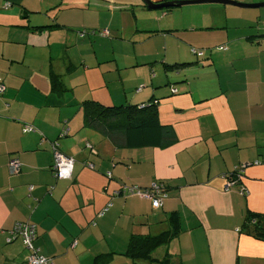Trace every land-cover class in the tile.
<instances>
[{"label": "crops", "instance_id": "0c3cea01", "mask_svg": "<svg viewBox=\"0 0 264 264\" xmlns=\"http://www.w3.org/2000/svg\"><path fill=\"white\" fill-rule=\"evenodd\" d=\"M261 20L263 10L218 3L0 0V264H29L21 238L6 241L22 220L35 223L33 245L53 264H162L134 260L127 245L165 230L173 212L180 231L153 251L158 260L264 264V241L243 230L248 212L264 213ZM88 99L154 103L175 139L130 147L121 129L84 124ZM54 142L73 158L69 177L54 176ZM156 181L165 186L156 208L124 192Z\"/></svg>", "mask_w": 264, "mask_h": 264}, {"label": "trees", "instance_id": "16d2710c", "mask_svg": "<svg viewBox=\"0 0 264 264\" xmlns=\"http://www.w3.org/2000/svg\"><path fill=\"white\" fill-rule=\"evenodd\" d=\"M260 24H262V28H264V20H261ZM91 31L95 32V29H90L88 31L83 29L80 30L79 33L80 36H83L85 33H90ZM218 49L223 51L227 49V46L221 45ZM198 50H201V56H204L203 49H190L194 56L200 57L197 55ZM51 82L54 89L61 90L63 88L57 75H52ZM170 89L172 93L177 91L174 85H171ZM173 89H175V91H173ZM84 104L86 105L83 117L84 124L103 125L106 129H121L125 134L126 143L130 147L167 146L175 139L173 129L160 122L156 104L154 103L141 105H104L99 101L88 99L84 101ZM26 125L33 126L32 124ZM24 126L25 125H23V131ZM32 130H36L35 126L29 131ZM64 134L65 131L60 133V135ZM55 143L56 142H54V144ZM156 182L162 183L161 181ZM165 221L168 227L157 234L131 235L126 253L134 260L148 259L149 261H159L162 264H172L168 254L161 260L152 256L153 251L157 247L167 244L169 240L180 231L179 222L174 212L167 216ZM243 228L246 233L264 241V213L248 212Z\"/></svg>", "mask_w": 264, "mask_h": 264}, {"label": "built area", "instance_id": "2783aa9c", "mask_svg": "<svg viewBox=\"0 0 264 264\" xmlns=\"http://www.w3.org/2000/svg\"><path fill=\"white\" fill-rule=\"evenodd\" d=\"M7 5V4H6ZM103 34L108 33L107 30L102 31ZM195 51V50H194ZM197 55H202V51L198 50ZM4 87L0 85V93H2ZM175 91V89H173ZM33 129L31 125H25L24 131H29ZM66 132V131H65ZM54 144L53 157H52V170L54 172V176L56 178H66L71 175L72 166H73V158L59 151ZM245 165H242L240 168H243ZM65 169L67 174L61 175L60 170ZM8 170L10 173H16L20 170V162L17 158H13L8 163ZM238 168H235L232 173H230L229 178L224 186L225 189L229 188L235 182H237L238 177ZM164 185L162 183L154 182L150 187L140 188L138 186H125L124 192L128 194H137L141 197L148 198L151 201L152 207L156 208L161 205L163 196L161 193H164ZM15 236H19L24 247L28 250L27 254V262L29 264H53L52 258L46 257L38 253V250L33 245V242L36 237V225L31 221H17L13 225L9 236L6 238L7 242H10L15 238Z\"/></svg>", "mask_w": 264, "mask_h": 264}, {"label": "water", "instance_id": "95a60500", "mask_svg": "<svg viewBox=\"0 0 264 264\" xmlns=\"http://www.w3.org/2000/svg\"><path fill=\"white\" fill-rule=\"evenodd\" d=\"M144 4L149 9H157L164 7L183 6L190 4H205V3H218L224 5H231L239 8H260L264 7V1L257 3H243L236 0H169L164 2H153L150 0H143Z\"/></svg>", "mask_w": 264, "mask_h": 264}, {"label": "rangeland", "instance_id": "374dc122", "mask_svg": "<svg viewBox=\"0 0 264 264\" xmlns=\"http://www.w3.org/2000/svg\"><path fill=\"white\" fill-rule=\"evenodd\" d=\"M240 2V1H239ZM261 2V1H260ZM243 3H245V2H243ZM252 3H257V2H252ZM255 9H258V10H263L264 11V7H262V8H255ZM248 11H252L251 9H248Z\"/></svg>", "mask_w": 264, "mask_h": 264}, {"label": "clouds", "instance_id": "9594fccd", "mask_svg": "<svg viewBox=\"0 0 264 264\" xmlns=\"http://www.w3.org/2000/svg\"><path fill=\"white\" fill-rule=\"evenodd\" d=\"M60 172H61V175H66L67 174L65 169H61Z\"/></svg>", "mask_w": 264, "mask_h": 264}]
</instances>
